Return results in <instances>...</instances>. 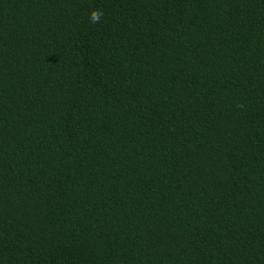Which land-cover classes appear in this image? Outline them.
Returning <instances> with one entry per match:
<instances>
[{"label":"trees","instance_id":"1","mask_svg":"<svg viewBox=\"0 0 264 264\" xmlns=\"http://www.w3.org/2000/svg\"><path fill=\"white\" fill-rule=\"evenodd\" d=\"M0 264H264V0H0Z\"/></svg>","mask_w":264,"mask_h":264},{"label":"clouds","instance_id":"2","mask_svg":"<svg viewBox=\"0 0 264 264\" xmlns=\"http://www.w3.org/2000/svg\"><path fill=\"white\" fill-rule=\"evenodd\" d=\"M92 19H93L94 21H96V20L98 19L97 14H96L95 12L92 14Z\"/></svg>","mask_w":264,"mask_h":264}]
</instances>
